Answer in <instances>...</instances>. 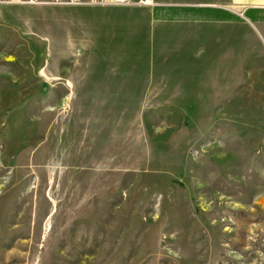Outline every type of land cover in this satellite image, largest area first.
<instances>
[{"label": "rangeland", "instance_id": "374dc122", "mask_svg": "<svg viewBox=\"0 0 264 264\" xmlns=\"http://www.w3.org/2000/svg\"><path fill=\"white\" fill-rule=\"evenodd\" d=\"M146 9L0 6V264H264V86L162 107Z\"/></svg>", "mask_w": 264, "mask_h": 264}, {"label": "crops", "instance_id": "0c3cea01", "mask_svg": "<svg viewBox=\"0 0 264 264\" xmlns=\"http://www.w3.org/2000/svg\"><path fill=\"white\" fill-rule=\"evenodd\" d=\"M155 2L128 25L149 69L145 84L158 103L180 104L162 107L201 108L192 104L205 101L199 95L209 88L224 104L241 86H264V0Z\"/></svg>", "mask_w": 264, "mask_h": 264}, {"label": "built area", "instance_id": "2783aa9c", "mask_svg": "<svg viewBox=\"0 0 264 264\" xmlns=\"http://www.w3.org/2000/svg\"><path fill=\"white\" fill-rule=\"evenodd\" d=\"M155 0H0V6H122L153 7ZM243 17V13L239 14Z\"/></svg>", "mask_w": 264, "mask_h": 264}]
</instances>
